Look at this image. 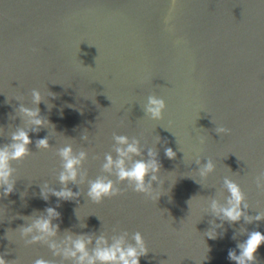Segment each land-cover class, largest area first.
Masks as SVG:
<instances>
[{"label": "water", "instance_id": "95a60500", "mask_svg": "<svg viewBox=\"0 0 264 264\" xmlns=\"http://www.w3.org/2000/svg\"><path fill=\"white\" fill-rule=\"evenodd\" d=\"M170 3L0 0V146L18 127L32 140V155L13 162L14 192L0 190V256L10 264H69L46 244L25 246L21 236L49 207L60 214L53 242L84 235L134 244L139 231L148 249L140 264H235L229 251L239 255L237 245L252 231L264 235V221L254 220L264 215V0H177L173 11ZM33 89L48 121L39 131L17 111L37 107ZM150 95L165 100L162 120L144 112ZM220 125L231 134L217 135ZM115 135L139 141L145 160L157 153V202L121 184L115 169L103 171L107 155L118 158ZM45 137L49 149H38ZM69 145L86 159L77 183L67 185L78 197L63 201L50 190L63 187L58 151ZM209 160L215 170L201 177ZM97 177L123 194L93 203L87 191ZM226 179L244 192L252 223L229 224L213 213V201L227 206ZM256 261L264 264V245Z\"/></svg>", "mask_w": 264, "mask_h": 264}, {"label": "clouds", "instance_id": "9594fccd", "mask_svg": "<svg viewBox=\"0 0 264 264\" xmlns=\"http://www.w3.org/2000/svg\"><path fill=\"white\" fill-rule=\"evenodd\" d=\"M177 0H171L170 11L176 7ZM171 17L169 16L165 23L167 24ZM171 30V29H169ZM33 53L38 50L33 49ZM54 95V94H52ZM32 103L36 108H29L21 104L17 109L22 119H26L32 125V131H39L48 124V121L40 116L39 104L42 96L39 90L33 89L31 92ZM18 100L21 98H17ZM167 105L163 98L156 95H150L147 104L144 105L145 114L153 121H159L164 118V112ZM217 135H230L231 130L223 125L215 128ZM114 140L119 147L115 148L117 159L113 160L111 155L105 157L103 171L111 174L115 169L116 179L121 184H127L136 194L143 195L153 201H158L160 195L153 194L152 183L157 181V174L161 170V163L157 159V153L148 152L149 159L142 158L139 148V141L129 139L125 135H115ZM10 143L0 146V190H3V196L7 197L15 190L16 180L13 177V162L26 160L32 153L29 146L32 144L29 132L22 127H18L10 136ZM203 139L201 143H203ZM36 147L42 150H48L50 145L47 137L36 141ZM58 155L63 161V171L59 175V182L63 186L59 191L50 190L51 195L58 200L71 201L78 197V193L73 192L67 187L69 183L76 184L78 179V169L86 159V153L81 151L79 155L73 153L72 147L65 146L59 149ZM165 156L169 160L176 158V153L170 147L165 148ZM134 157H141L133 159ZM131 161L129 164L128 162ZM214 165L211 160L200 169V176L206 177L214 171ZM225 188L229 194L227 206L221 207L216 201H213L211 208L213 213L222 218L229 224H236L245 219L252 223L253 218L246 217L247 205L245 203V194L238 183L232 180H225ZM47 187V186H45ZM257 187H261L259 180ZM123 192L116 187L111 179L97 177L91 180L88 185L87 196L95 204L99 205L105 199H113L122 195ZM41 196L47 200L48 192L41 190ZM46 217H39L27 226L21 227L20 233L25 238V246L34 244H46L55 257L63 258L69 264H140V258L148 254V249L143 235L137 231L133 235L134 244H127L125 237L114 238L110 243L104 236L93 238L92 236H66L62 243L53 242V238L59 232V225L53 224V219H59L60 214L54 208H47ZM255 222L264 221V215L258 214L254 218ZM35 233V234H34ZM31 236L28 240L27 237ZM208 237L216 238L214 232H209ZM94 244V247H91ZM264 245V235L260 231H252L247 234V239L237 245L239 255L236 251H229L228 258L235 264H257L256 253ZM7 255V253H5ZM0 264H10V261L0 256ZM34 264H51V261L43 258L36 259Z\"/></svg>", "mask_w": 264, "mask_h": 264}]
</instances>
